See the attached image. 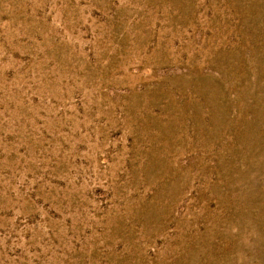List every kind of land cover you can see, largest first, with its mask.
Here are the masks:
<instances>
[{"label":"rangeland","instance_id":"1","mask_svg":"<svg viewBox=\"0 0 264 264\" xmlns=\"http://www.w3.org/2000/svg\"><path fill=\"white\" fill-rule=\"evenodd\" d=\"M0 264H264V0H0Z\"/></svg>","mask_w":264,"mask_h":264}]
</instances>
